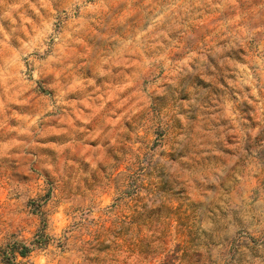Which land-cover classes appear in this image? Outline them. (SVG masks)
Returning <instances> with one entry per match:
<instances>
[{
  "label": "clouds",
  "instance_id": "1",
  "mask_svg": "<svg viewBox=\"0 0 264 264\" xmlns=\"http://www.w3.org/2000/svg\"><path fill=\"white\" fill-rule=\"evenodd\" d=\"M0 264H264V0H0Z\"/></svg>",
  "mask_w": 264,
  "mask_h": 264
}]
</instances>
